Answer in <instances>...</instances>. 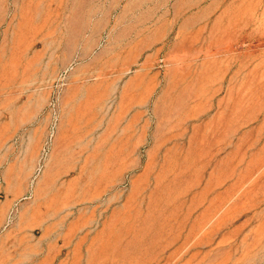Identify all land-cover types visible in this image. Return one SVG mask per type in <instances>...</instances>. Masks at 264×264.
<instances>
[{
    "label": "rangeland",
    "instance_id": "374dc122",
    "mask_svg": "<svg viewBox=\"0 0 264 264\" xmlns=\"http://www.w3.org/2000/svg\"><path fill=\"white\" fill-rule=\"evenodd\" d=\"M0 264H264V0H0Z\"/></svg>",
    "mask_w": 264,
    "mask_h": 264
}]
</instances>
